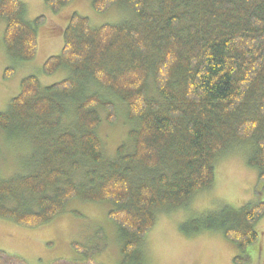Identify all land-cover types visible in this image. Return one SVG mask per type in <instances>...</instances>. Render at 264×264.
I'll return each mask as SVG.
<instances>
[{
  "label": "trees",
  "instance_id": "16d2710c",
  "mask_svg": "<svg viewBox=\"0 0 264 264\" xmlns=\"http://www.w3.org/2000/svg\"><path fill=\"white\" fill-rule=\"evenodd\" d=\"M70 1L43 3L58 14ZM115 5L131 19L92 28L70 15L60 53L42 66L67 76L46 87L24 78L0 113L1 132L30 152L20 173L0 175V219L35 228L71 201L105 203L122 264H144L157 218L209 189L224 154L247 149L264 188V0H91L97 13ZM0 20L6 54L33 60L45 18L27 21L20 0H0ZM119 109L130 127L110 158L97 131ZM263 216L264 202L225 206L182 231H219L244 253ZM81 246L76 259L49 264H100ZM0 264L28 263L0 251Z\"/></svg>",
  "mask_w": 264,
  "mask_h": 264
},
{
  "label": "rangeland",
  "instance_id": "374dc122",
  "mask_svg": "<svg viewBox=\"0 0 264 264\" xmlns=\"http://www.w3.org/2000/svg\"><path fill=\"white\" fill-rule=\"evenodd\" d=\"M27 21L43 16L45 22L37 30V51L33 60L20 61L9 57L3 45L5 23L0 20V113L19 94L21 81L36 77L42 87L62 81L67 72L59 70L47 76L42 66L47 58L62 49V30L73 13L89 20L90 27L118 24L131 19L123 5H115L103 13L95 12L91 0H71L54 14L43 0H20ZM7 73V76L6 75ZM119 109L113 125L105 121L98 128L106 157L113 158L116 148L126 141L130 125ZM102 118L105 114L101 112ZM24 141L0 130V175L11 177L20 173L29 160V147ZM238 148L224 154L214 165V181L209 189L199 191L186 207L161 214L141 246L144 264H264V216L255 228L258 238L244 253L224 239L219 231L186 234L182 231L190 221L215 212L222 207L239 208L247 203L264 202V188L257 171L246 163L247 149ZM10 175V176H9ZM107 204L71 201L64 211L48 223L35 228L20 227L0 219V251L23 259L28 264H49L57 259H76L80 253L73 244L96 251L100 264H122L118 229L108 220ZM190 227V226H188Z\"/></svg>",
  "mask_w": 264,
  "mask_h": 264
}]
</instances>
